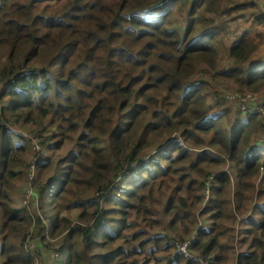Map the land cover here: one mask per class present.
<instances>
[{"label": "trees", "instance_id": "1", "mask_svg": "<svg viewBox=\"0 0 264 264\" xmlns=\"http://www.w3.org/2000/svg\"><path fill=\"white\" fill-rule=\"evenodd\" d=\"M255 6L0 0V264H35L27 237L53 264H133L190 239L202 201L192 256L168 264H229L236 249L235 264H264V117L217 89L211 114L206 81L264 87L262 31L234 39L240 20L264 25ZM31 164L42 215L11 198ZM160 204L170 232L153 234Z\"/></svg>", "mask_w": 264, "mask_h": 264}, {"label": "rangeland", "instance_id": "2", "mask_svg": "<svg viewBox=\"0 0 264 264\" xmlns=\"http://www.w3.org/2000/svg\"><path fill=\"white\" fill-rule=\"evenodd\" d=\"M256 2V8L259 9L260 11L263 10L264 12V2L263 0H254ZM251 8V7H250ZM251 11V10H250ZM252 24H255V22H251V19L250 21L248 22H242L241 20L238 21L237 25L234 26L237 28V30L235 31L234 33V39L238 38L239 37V33L242 31V28H246L248 29L253 35H254V31L258 28L260 29V31H263L264 32V26L263 25H252ZM234 27H232L234 29ZM261 33V36L258 37V39H261L258 44V49L257 51L255 52L254 54V58L253 60L255 62H263L264 63V33ZM210 78H208L206 81H209L208 83L212 84V87L210 85H207V89L209 90V93L211 94V98H210V101L213 105V108H212V111H211V114H215L216 111H219V105L215 102V98L213 96V91L214 89H217V90H221L223 93L225 90H227V92H237V93H241L239 91H231L229 89H221L219 87V85L213 81V80H209ZM218 85V86H217ZM229 88L230 89H233V87L231 86V84H229ZM241 94H250L251 96H253L255 99L254 100H251V101H248V102H255V101H261V100H264V87H261L260 88V91L259 92H251V91H248V92H245V93H241ZM229 101H231L233 103V105L235 106L236 110H235V113H244V110L241 109L238 101L236 99H227ZM247 102V103H248ZM233 106V107H234ZM234 113V112H233ZM21 133H24L28 135V133H26L24 130H21ZM29 136V135H28ZM34 139V138H33ZM36 152V150H34L33 148H31V153L34 155V153ZM30 157L31 158V154L29 153ZM235 174V172H233ZM27 180L25 178V181L24 179L23 180H18L14 185H13V188L11 190V198L15 201V206L16 207H26V209L31 212L32 214H35V215H42V210L41 208L39 207V204L37 202H34L32 204V201H31V195L29 192L26 191V186H27ZM23 186H25V188L23 189ZM22 188V189H21ZM206 193V191L204 190L203 191V195ZM206 195L205 194V198H206ZM39 201V199H37ZM202 205H205V202L202 201ZM201 205V206H202ZM201 206L198 207V209L192 214V219L195 221V224L193 225V228H192V232L194 233L195 229L197 228V223H198V216L203 220L205 217H203V215H201L198 211L200 210ZM155 213H156V216L161 218L163 224H161L160 226H157L155 227L153 230V234H158L159 232H166V233H169L170 232V227H168L170 225V220L171 219V216L166 214L165 213V210H164V207L162 204L159 205V207H157L155 209ZM237 220L238 217H237ZM210 225V224H209ZM238 225V222L237 221H228L227 222V226L233 228L235 226ZM142 227V224L139 225L138 229H141ZM181 228L183 229V227L181 226ZM234 229V228H233ZM231 231L228 232V234L230 233ZM192 237V236H191ZM225 240V239H224ZM42 244H40V242H38L37 240L35 239H32L30 237H27V239L25 240V247L30 251V252H35V264H53L54 260L53 259H49L48 255H43L42 253H45L46 251H43L40 249V246ZM43 246V245H42ZM151 248V246L149 247ZM239 248V247H237ZM176 248H171L170 249H163V250H158L156 252H153L151 254H147L146 253H143V254H140L138 256H133L131 258V260L129 262H131L133 259L136 261L135 263L133 264H168V259L170 258V255L172 256V253H176L175 250ZM237 250V249H236ZM236 250L235 252H232L231 254V262L229 264H235V261L237 259V253H236ZM240 250V249H238ZM132 264V263H130Z\"/></svg>", "mask_w": 264, "mask_h": 264}, {"label": "built area", "instance_id": "3", "mask_svg": "<svg viewBox=\"0 0 264 264\" xmlns=\"http://www.w3.org/2000/svg\"><path fill=\"white\" fill-rule=\"evenodd\" d=\"M221 97L225 98V99H236L241 107L242 110H244V113H250V114H259L262 117H264V100L261 101H255V102H248L251 100H254L255 98L253 96H251L250 94H241V93H237V92H227L224 91V93L222 92ZM248 102V103H247ZM25 136L27 138H29V136L27 134H25ZM30 146L31 148H33L34 150H36L35 153H38V151H40V144L38 143V140L36 138L31 139L30 141ZM34 153V154H35ZM34 177H35V165L31 164L30 168L28 169V176L26 177L27 182V186H26V191L30 193L31 195V201L32 204L34 202L38 203V197L36 196L37 192L35 190L34 187ZM209 193L210 191L207 189L206 190V198L209 197ZM202 225V219L198 216V223H197V228L194 231V235H192V237L188 240H186L184 243H178L177 244V248L175 249V252H183L189 256H192V254L189 252V245L192 244V242L194 241V238L199 234V229ZM175 254V253H174ZM173 253H172V257H173ZM199 259V261L202 264H206L204 259L201 256L197 257Z\"/></svg>", "mask_w": 264, "mask_h": 264}, {"label": "crops", "instance_id": "4", "mask_svg": "<svg viewBox=\"0 0 264 264\" xmlns=\"http://www.w3.org/2000/svg\"><path fill=\"white\" fill-rule=\"evenodd\" d=\"M263 2H264V0H263ZM261 13H264L263 12V10L262 11H260ZM264 26V25H263ZM260 30V29H259ZM255 32V31H254ZM263 32V31H262ZM264 33V32H263ZM253 58H254V55H253ZM252 62H255L254 60H252Z\"/></svg>", "mask_w": 264, "mask_h": 264}]
</instances>
